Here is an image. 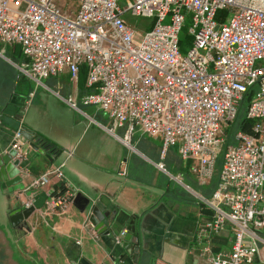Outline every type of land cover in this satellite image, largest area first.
<instances>
[{
    "label": "built area",
    "instance_id": "1",
    "mask_svg": "<svg viewBox=\"0 0 264 264\" xmlns=\"http://www.w3.org/2000/svg\"><path fill=\"white\" fill-rule=\"evenodd\" d=\"M72 14L58 0H0V43L18 45L25 58L20 73L40 85L68 70L76 80L86 68L91 93L81 99L124 129L129 145L135 130L161 139V159L178 146L181 159L202 184L217 185L200 204L212 217L203 232L216 235L230 225L226 255L210 264H253L264 248V0H76ZM151 18L137 26L125 15ZM191 15L193 37L187 56L178 35ZM169 18V22L164 21ZM247 95L249 133L235 128ZM75 108V104L70 103ZM224 128H232L226 135ZM24 137L16 132L11 148L23 176L27 171ZM71 154V152H69ZM157 168L166 172L163 163ZM124 175V170L120 172ZM63 180L61 167L35 178L31 187ZM69 188L51 195L45 211L58 213L72 203ZM86 230L93 227L84 223ZM127 231L114 238L121 245ZM205 252L209 254L208 249Z\"/></svg>",
    "mask_w": 264,
    "mask_h": 264
},
{
    "label": "crops",
    "instance_id": "2",
    "mask_svg": "<svg viewBox=\"0 0 264 264\" xmlns=\"http://www.w3.org/2000/svg\"><path fill=\"white\" fill-rule=\"evenodd\" d=\"M2 46L25 62L18 45ZM20 66L0 51V149H8L23 126L34 132L41 145L33 139L34 150L24 138L28 172L14 186L0 181V249H6L7 264H18L12 259L14 250L23 260L33 259L31 250L46 264H210V256L229 252L230 225L216 235L203 232L212 213L202 207L200 197L210 195L217 176L207 188L190 173L192 162L181 159L178 152L177 174L172 175L165 164L168 151L161 159V139L137 130L139 134L133 132L126 145L121 140L124 129L109 133L110 120L97 108L81 104L92 91L86 85L84 66L76 80L64 70L40 85L23 76ZM158 163L164 164L165 173ZM59 166L62 181L51 177L48 183L31 187L35 178ZM174 182L185 190H176ZM63 188L74 193L72 203L63 212H46V201ZM86 200L107 214L104 225L113 236L86 230L87 219L80 212ZM22 205L35 210L27 220L28 228L18 230L11 227L9 213ZM123 230L127 231L123 242L116 245L114 238ZM259 233L264 237V229ZM129 234L127 245L135 250L128 255L130 248L124 245ZM9 238L18 245L13 251ZM23 239L30 249L20 243ZM253 264H264V248Z\"/></svg>",
    "mask_w": 264,
    "mask_h": 264
},
{
    "label": "rangeland",
    "instance_id": "3",
    "mask_svg": "<svg viewBox=\"0 0 264 264\" xmlns=\"http://www.w3.org/2000/svg\"><path fill=\"white\" fill-rule=\"evenodd\" d=\"M58 4L59 6H63L64 9H67V12L68 14H72L74 12V10L77 8V2L76 0H58ZM125 18L128 20L129 23L133 24V25H137V26H145V25H150L152 23V19L151 18H142V17H134V16H131L129 14H126L125 15ZM169 22V18H167L165 21H164V24H167ZM192 26V19H191V15L189 14H186L185 15V21L181 27V30L179 32V35H178V39H179V53L182 57H185L187 56L189 50L191 49V46H192V41H193V37L190 35L189 33V29L191 28ZM17 51H18V47H16ZM4 47H0V51L3 52V55L5 56H8L10 59H12L15 63L17 64H20L21 66H23V64L21 63V58L20 56L17 54V53H12V49H10V47H7V49L4 51ZM18 71V70H17ZM16 71V78L17 76L19 75L18 72ZM242 113L240 112L239 116L241 115ZM100 115H103L102 113H100ZM105 116V115H104ZM232 128H224L223 131L226 135H230L231 132H232ZM137 130L134 131V134L137 133L139 134L138 132H136ZM119 134V132H118ZM145 138V137H144ZM154 139V138H153ZM177 152H178V146H173V147H169L168 149V159L167 161H165V164L168 163L169 164H172L171 167H169L168 165H166V168L171 172L172 175H176L177 172L174 170L175 168V165L178 163V159L179 156L177 155ZM221 152H222V148H220L218 150V159L216 161V165H215V174H214V178L215 176L217 175L216 172L218 173L219 169H220V166H221V163H222V156H221ZM172 157V159H170ZM181 162V161H179ZM185 164V163H184ZM183 180V179H182ZM215 181V180H214ZM214 181H213V184H214ZM175 184H173V187L176 189V190H185V188L174 182ZM184 183V182H183ZM205 185L207 188H210L212 184H210V182H205ZM209 186V187H208ZM188 191V190H187ZM189 192V191H188ZM46 229V228H45ZM43 237V236H42ZM9 242H8V246H10L11 250L13 251V249L16 247H18L17 244H13V242L11 241L10 242V238L8 239ZM27 240L26 239H23L21 240V244L22 245H25L26 247H28L26 245V242ZM19 244V245H21ZM29 246L32 248V246L29 244ZM29 248V247H28ZM30 249V248H29ZM14 254L12 256V259L17 262L18 264H34L33 262H35V264H46L45 262V259H41L39 258L38 256H35L33 254V252L31 250H29L28 252H30L29 254L33 255V259H26V260H23L22 258L23 257H19V254L16 252V250L13 251ZM6 249H0V264H7V261H6ZM28 253H27V257L30 256ZM33 261V262H32Z\"/></svg>",
    "mask_w": 264,
    "mask_h": 264
},
{
    "label": "water",
    "instance_id": "4",
    "mask_svg": "<svg viewBox=\"0 0 264 264\" xmlns=\"http://www.w3.org/2000/svg\"><path fill=\"white\" fill-rule=\"evenodd\" d=\"M27 141L30 142V147L37 150V146L33 144L34 132L29 130L27 127H22L18 131ZM35 141V139H34ZM15 155V151L12 150L11 145L8 149L2 151L0 149V181L6 183V185L14 186L22 182L23 178L18 169V161H12L11 158ZM7 158L8 161H5ZM33 207H25V205L20 206L14 211L9 213V222L11 227L18 230L27 229V220L34 213ZM81 214L86 216L87 222L93 227L98 235H114L111 231L106 230V225H104V219L107 216L106 213H102L98 205H90L89 200H86L82 208L80 209ZM126 238L125 248H130L128 255L132 254L135 250L133 247H128V241L131 234Z\"/></svg>",
    "mask_w": 264,
    "mask_h": 264
},
{
    "label": "trees",
    "instance_id": "5",
    "mask_svg": "<svg viewBox=\"0 0 264 264\" xmlns=\"http://www.w3.org/2000/svg\"><path fill=\"white\" fill-rule=\"evenodd\" d=\"M249 100H250V95H247L246 98L244 99V101L241 103V106H240L236 121L234 123L235 128H238L239 130H241L243 132H246V133L250 132L251 124H252L251 121H249V120H247L245 118V108H246ZM240 112L242 114L239 116ZM35 142H36V144H40L41 145V142L37 138L35 139Z\"/></svg>",
    "mask_w": 264,
    "mask_h": 264
}]
</instances>
